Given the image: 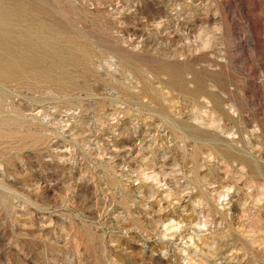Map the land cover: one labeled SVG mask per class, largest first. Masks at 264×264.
<instances>
[{"label":"rangeland","instance_id":"rangeland-1","mask_svg":"<svg viewBox=\"0 0 264 264\" xmlns=\"http://www.w3.org/2000/svg\"><path fill=\"white\" fill-rule=\"evenodd\" d=\"M0 264H264V0H0Z\"/></svg>","mask_w":264,"mask_h":264}]
</instances>
